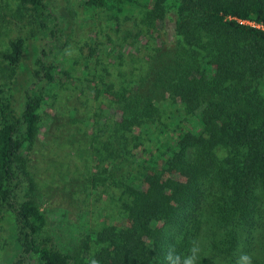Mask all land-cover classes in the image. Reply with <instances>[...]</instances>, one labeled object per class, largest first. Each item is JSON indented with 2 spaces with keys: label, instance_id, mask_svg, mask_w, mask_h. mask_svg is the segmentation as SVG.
Masks as SVG:
<instances>
[{
  "label": "trees",
  "instance_id": "obj_1",
  "mask_svg": "<svg viewBox=\"0 0 264 264\" xmlns=\"http://www.w3.org/2000/svg\"><path fill=\"white\" fill-rule=\"evenodd\" d=\"M18 1L42 28L52 26L47 48L30 42L37 36L31 30L0 50L5 68L23 78L21 108L15 98L0 100V219L9 214L13 221L21 261L188 264L205 224L213 234L208 264H242L258 235L264 256V0H88L118 21L135 7L146 8L138 33L151 39L172 12L176 45L160 62L154 55L146 63L149 94L114 84L102 88L121 107V117L106 127L105 160L118 169L114 181L129 223L86 229L66 244L45 232L47 217L31 197L36 183L28 162L47 85L59 67L49 59L65 46L60 25L68 16L56 15L47 0ZM156 89L175 98L177 110L162 115ZM154 122L161 145L138 153L135 133L153 139Z\"/></svg>",
  "mask_w": 264,
  "mask_h": 264
},
{
  "label": "rangeland",
  "instance_id": "obj_2",
  "mask_svg": "<svg viewBox=\"0 0 264 264\" xmlns=\"http://www.w3.org/2000/svg\"><path fill=\"white\" fill-rule=\"evenodd\" d=\"M47 2L60 18L68 16L67 21L60 20V41L65 46L49 59L59 67L55 80L47 85V100L39 110L41 129L30 149L28 170L36 183V194L31 197L38 200L47 217L46 234L53 236L56 243L66 244L71 239L77 241L86 229L97 231L107 225L129 223L123 209L124 196L114 181L118 169L105 160L106 127L118 121L122 112L113 92L102 88L114 84L116 88L137 87L149 94L151 81L146 63H152L154 55L156 63L160 62L163 54L171 52L176 35L172 12L158 24L151 39L138 33L146 16L144 7H135L118 21L111 12L89 6L88 0ZM31 30L37 36H31L30 42L39 50L46 47L52 26L42 28L18 0H0V50L9 39ZM21 83L23 78L6 69L0 60V100L15 98L21 108ZM153 97L162 115H169L179 106L161 89L154 90ZM158 124L151 123L153 139L135 133L138 153L144 146L151 149L154 144L161 145L156 139ZM18 195L23 196L22 190ZM14 230L9 214L0 219V264H24L17 253ZM212 243L211 226L205 224L198 249L188 264H208ZM246 248L242 264H264L259 235Z\"/></svg>",
  "mask_w": 264,
  "mask_h": 264
},
{
  "label": "built area",
  "instance_id": "obj_3",
  "mask_svg": "<svg viewBox=\"0 0 264 264\" xmlns=\"http://www.w3.org/2000/svg\"><path fill=\"white\" fill-rule=\"evenodd\" d=\"M240 21L242 23L249 24V25H252V26L263 27L261 24H258L257 22L249 20V19H244V20H240Z\"/></svg>",
  "mask_w": 264,
  "mask_h": 264
},
{
  "label": "clouds",
  "instance_id": "obj_4",
  "mask_svg": "<svg viewBox=\"0 0 264 264\" xmlns=\"http://www.w3.org/2000/svg\"><path fill=\"white\" fill-rule=\"evenodd\" d=\"M93 264H95V261H93Z\"/></svg>",
  "mask_w": 264,
  "mask_h": 264
}]
</instances>
